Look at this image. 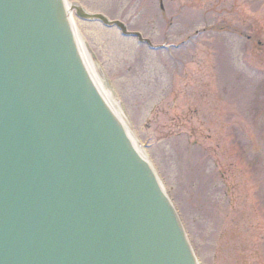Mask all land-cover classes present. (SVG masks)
Masks as SVG:
<instances>
[{
	"label": "rangeland",
	"instance_id": "374dc122",
	"mask_svg": "<svg viewBox=\"0 0 264 264\" xmlns=\"http://www.w3.org/2000/svg\"><path fill=\"white\" fill-rule=\"evenodd\" d=\"M198 264H264V0H67ZM108 84V85H107Z\"/></svg>",
	"mask_w": 264,
	"mask_h": 264
},
{
	"label": "water",
	"instance_id": "95a60500",
	"mask_svg": "<svg viewBox=\"0 0 264 264\" xmlns=\"http://www.w3.org/2000/svg\"><path fill=\"white\" fill-rule=\"evenodd\" d=\"M72 9L126 32L64 0H0V264H197L84 66Z\"/></svg>",
	"mask_w": 264,
	"mask_h": 264
},
{
	"label": "bare ground",
	"instance_id": "6f19581e",
	"mask_svg": "<svg viewBox=\"0 0 264 264\" xmlns=\"http://www.w3.org/2000/svg\"><path fill=\"white\" fill-rule=\"evenodd\" d=\"M69 4V3H68ZM66 10L68 12V6H66ZM70 22H72V16L70 17ZM72 27H73V22L71 23ZM75 35V33H74ZM76 38V35H75ZM77 44H78V48L84 63L85 68L87 69L88 73L90 74V76L92 77V79L94 80V82L96 83L97 87L99 88V90L101 91V93L103 94V96L105 97L106 101L108 102V104L110 105V107L112 108V110L114 111L115 115L117 116V118L119 119V121L121 122V124L123 125L124 129L126 130V132L128 133V135L130 136V138L132 139L133 143L135 144V146L137 147V149L139 150V152L141 153L142 157L144 159H147V156L145 154V152L143 151V148L138 144L136 138L134 137L133 133L130 131V129L127 126V122L124 119V117L122 116L120 109L118 107L117 102L115 101L114 97L110 94L109 91L106 90V88L102 85L103 83V76L100 73H97L95 68L93 67L92 63L90 62V60L87 58L86 54L84 53V49L82 48V46L80 45L78 39L76 38Z\"/></svg>",
	"mask_w": 264,
	"mask_h": 264
}]
</instances>
